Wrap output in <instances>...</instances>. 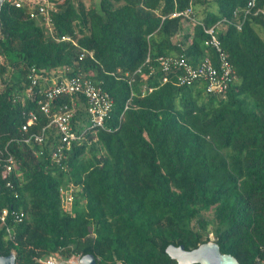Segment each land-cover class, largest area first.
<instances>
[{"label": "trees", "instance_id": "1", "mask_svg": "<svg viewBox=\"0 0 264 264\" xmlns=\"http://www.w3.org/2000/svg\"><path fill=\"white\" fill-rule=\"evenodd\" d=\"M188 1L64 0L51 30L3 4L0 157H12L17 170L4 175L0 163V211H9L0 223V256L14 254L16 264H41L52 254L177 264L169 246L193 251L213 235L223 255L264 264V18L219 33L235 78L225 95L208 94L204 83L180 87L175 75L163 84L158 57L185 54L197 65L208 52L204 29L232 23L250 0H198L217 11L204 12L192 40L176 44L183 22L172 15ZM83 50L94 59L81 60ZM33 67L48 75L69 69L65 75L99 84L113 101L105 129L93 135L78 99L72 129L86 138L63 165L52 160L60 135L41 112L43 96L25 95ZM44 129L43 145L24 143ZM61 188L75 190L71 212ZM210 211L212 220L204 217Z\"/></svg>", "mask_w": 264, "mask_h": 264}, {"label": "built area", "instance_id": "2", "mask_svg": "<svg viewBox=\"0 0 264 264\" xmlns=\"http://www.w3.org/2000/svg\"><path fill=\"white\" fill-rule=\"evenodd\" d=\"M198 0H189L188 7L181 12H175L172 18H179L183 23L192 27L190 40L194 35L196 26H203L202 22L196 18L195 10ZM258 0H250L243 11L234 13L232 23L223 21L214 27L205 28L207 40L204 42L208 50L204 59L197 65L188 61L185 54L175 56H161L157 58L159 70L164 74L163 84L168 83L170 75H175L176 82L180 87H189L196 83H204L206 92L212 95L223 96L234 83L233 66L230 63L228 55L225 53L219 40V33L226 30L230 24L241 31L246 20L251 16L264 18V9L257 7ZM5 3L18 10H25L32 19L41 20L50 30L53 25V18L59 12L64 0H5ZM62 42H70L69 37H62ZM75 44V43H74ZM76 45V44H75ZM86 56L94 59L93 52L83 50L80 59ZM151 59H147L150 63ZM69 69H62L52 72L49 75L44 71H38L31 68L29 82L30 86L25 92L28 99H35L37 96H43L39 102L41 112L50 120L48 128H55L60 135V144L52 153V160L58 165H63L67 152L71 150L74 144L82 145L86 133L77 134L73 132L72 121L78 108V99H84L86 103V113L89 119L93 135L99 130L105 129V122L109 119L113 110V101L99 84L80 76H67ZM137 73H141L138 70ZM129 75L126 74V77ZM132 81L130 82V84ZM148 88L145 87L144 91ZM151 93L152 90H149ZM64 101H69L68 103ZM32 122L37 121L34 114L30 115ZM24 132L28 131V126H23ZM46 129L42 135H33L26 144L31 142L37 145H43L46 139ZM0 163L4 164V175H11L17 170V164L12 157L1 158ZM10 186V185H9ZM63 208L71 212L75 202V190L60 189ZM9 216L8 210L0 211V223L5 225ZM16 220L22 223L23 216H16ZM41 264H57V261L50 258L46 262L39 261ZM77 264V263H73Z\"/></svg>", "mask_w": 264, "mask_h": 264}, {"label": "water", "instance_id": "3", "mask_svg": "<svg viewBox=\"0 0 264 264\" xmlns=\"http://www.w3.org/2000/svg\"><path fill=\"white\" fill-rule=\"evenodd\" d=\"M4 3L5 0H0V11ZM166 254L176 261L177 264H240L234 257L223 255L219 246L212 241L201 245L193 251H186L184 246L175 247L171 245L166 249ZM0 264H16L15 255L0 256ZM80 264H97V261L94 256L87 255L81 258Z\"/></svg>", "mask_w": 264, "mask_h": 264}, {"label": "rangeland", "instance_id": "4", "mask_svg": "<svg viewBox=\"0 0 264 264\" xmlns=\"http://www.w3.org/2000/svg\"><path fill=\"white\" fill-rule=\"evenodd\" d=\"M91 1H93V0H82V2L84 4H86L87 6H89V4L91 3ZM94 1L97 2L98 0H94ZM207 10H209V11H215V8H214V6H211V7H209V9H206V8H203V6L198 5L197 8H196L197 18L201 20L203 18V16H204V12H206ZM182 27L183 28L181 30V33H179L177 36H175L173 38V42L176 43V44H180V43H183L184 44L185 41H186V37L187 36H190L191 33H192V27H190L186 23H183V26ZM260 33L264 37V32L262 31ZM66 73L67 72L65 71V74ZM204 217L206 219H208V220H212L213 219V212L210 211L208 213H205L204 214ZM210 241L215 242V238L213 237V235H210L209 236V242ZM50 258L56 260L57 261V264H63V263H65V264H73V263L80 264V260H81L82 257L80 255H72V256H70L68 258H65V257H63V256H61L59 254H52L50 256H46V257L42 258L41 260L43 262H46Z\"/></svg>", "mask_w": 264, "mask_h": 264}, {"label": "crops", "instance_id": "5", "mask_svg": "<svg viewBox=\"0 0 264 264\" xmlns=\"http://www.w3.org/2000/svg\"><path fill=\"white\" fill-rule=\"evenodd\" d=\"M196 8H197V6H196ZM217 10H216V8H215V11L214 12H216ZM195 14H196V10H195ZM199 20V19H198Z\"/></svg>", "mask_w": 264, "mask_h": 264}, {"label": "bare ground", "instance_id": "6", "mask_svg": "<svg viewBox=\"0 0 264 264\" xmlns=\"http://www.w3.org/2000/svg\"><path fill=\"white\" fill-rule=\"evenodd\" d=\"M65 264V263H64Z\"/></svg>", "mask_w": 264, "mask_h": 264}]
</instances>
